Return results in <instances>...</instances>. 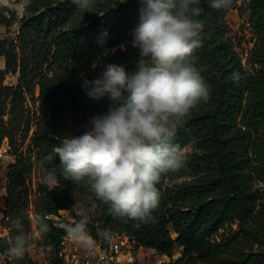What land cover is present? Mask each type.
<instances>
[{"label": "trees", "instance_id": "trees-1", "mask_svg": "<svg viewBox=\"0 0 264 264\" xmlns=\"http://www.w3.org/2000/svg\"><path fill=\"white\" fill-rule=\"evenodd\" d=\"M237 1L232 0L230 7L217 10L210 7V0H201L202 14L196 18L203 25V46L195 53L196 66L210 87V99L193 109L178 125L173 142L183 148L196 140L197 152L181 170L202 174L170 190L163 187L162 175L157 185L161 200L149 222L114 216L108 205L96 200L101 209L100 218L88 223L89 234L94 238L103 237L106 229L110 233L120 229L138 246L162 254L171 256L182 248L181 259L207 264H264V249L248 248L253 244L264 246L263 195L255 187L256 181L264 184V132L253 134L254 129L264 124V70L250 74L229 37L231 28L226 15ZM142 7L141 0L125 3L95 0L90 10L78 8L72 0H26L27 13L19 20V40L24 46L0 39V60L3 58L6 64L5 69L0 67V149L7 138L16 156L15 163L8 167L5 218L10 235L0 238V264H34L30 247L22 259L8 254L14 237L21 231L29 237L30 246L34 242L31 218L18 202L20 186L33 166L20 153L16 137L28 122L26 97L34 91L32 81L38 78L35 75L29 81L34 72L33 63L41 59L53 71L52 75L41 73L37 80L39 98L47 108L39 117L35 132L37 160L44 178L49 171L56 173V185L43 184L35 205L36 215H43L51 229L40 235L39 244L49 248L63 263L60 251L66 232L60 226L81 217L62 220L61 211L73 207L77 194L91 193L86 183L63 178L55 149L64 138L82 135L90 118L104 114L110 103L107 97L95 101L87 96L82 87V72L92 80L109 64L122 66L129 74L138 70L141 57L139 50L131 46V29L133 20L139 23ZM4 11L0 8L1 24L10 26L18 20L16 13L7 16ZM249 21L258 35L250 60L264 64V0L250 1ZM121 45L126 50H121ZM18 47L24 54L31 48L36 62L20 57ZM94 63L104 67L93 70ZM19 68L24 84L2 86L5 76ZM233 73H239L238 82L232 79ZM17 221L22 226L20 229L16 227ZM233 224L238 225L241 239L234 236L218 240L220 231Z\"/></svg>", "mask_w": 264, "mask_h": 264}, {"label": "clouds", "instance_id": "clouds-1", "mask_svg": "<svg viewBox=\"0 0 264 264\" xmlns=\"http://www.w3.org/2000/svg\"><path fill=\"white\" fill-rule=\"evenodd\" d=\"M80 9L90 10L95 0H72ZM126 0H123L125 3ZM139 23L131 46L139 50L138 70L127 73L122 66L104 67L98 78L81 73L82 87L95 101H110L104 114L88 121L82 135L64 138L55 149L65 180L84 182L95 200L109 206L114 216L149 222L158 208L157 188L162 175L185 166L186 157L173 142L178 125L201 103L210 99V87L196 66V51L202 45L201 0H141ZM232 0H210V7L226 9ZM106 35V33H105ZM121 50H126L121 45ZM233 73L234 81L240 80ZM56 181L55 171L45 177ZM93 207L95 202L93 201ZM62 224L67 238L93 254L96 241L89 234V219ZM41 236L51 229L46 218H33ZM16 227L22 226L19 221ZM104 239L111 240L109 230ZM30 247L22 231L14 237L8 254L22 259Z\"/></svg>", "mask_w": 264, "mask_h": 264}, {"label": "rangeland", "instance_id": "rangeland-1", "mask_svg": "<svg viewBox=\"0 0 264 264\" xmlns=\"http://www.w3.org/2000/svg\"><path fill=\"white\" fill-rule=\"evenodd\" d=\"M250 1L251 0H238L235 7L231 8L227 15L226 19L230 25L229 37L232 39L235 49L238 52L243 65L246 70L252 74L257 75L260 70H264V64H254L250 58L253 53L254 47L258 40L257 32L254 26L250 23ZM0 8L5 9L4 13L7 16H10V13L14 12L18 16V20L10 26H6L0 23V39H8L9 41H14L18 45H22L19 40L20 35V22L19 20L26 15V0H0ZM83 15L80 16L82 18ZM138 25L136 20L132 22L131 33L135 27ZM17 51L19 56L22 58L29 57L30 62H36L35 57L32 55L31 48L26 49V53H23V50L18 47ZM32 69H34L29 77V81L35 78L37 75L38 78H35L32 83L34 91L29 93L26 97L25 102V116L28 122L23 124V130L17 134V144L20 147V153L24 156H27L32 162V170L27 174L23 185L20 186V194L18 198L19 204L29 213V216L32 221V238L33 243L30 246V256L34 264H71L65 256L61 254L60 256L64 258V262L60 261L58 258L52 254L49 248L39 244L40 234L37 231V225L33 223V215L35 214V205L39 197L40 189L43 184H48L49 187L56 185V182H48L43 176V170L40 163L37 160L38 147L35 143V132L37 129V123L39 117L42 116L44 111L47 108L41 102L40 89L37 84L39 75L43 74H53V71H49V66L47 63L38 59L36 63H33ZM0 67L2 69L6 68L5 60L2 58L0 60ZM42 74V75H43ZM20 83H23L22 72L19 68L16 73H8L5 76V80L2 86H17ZM5 121L9 119V115L4 116ZM264 132V124L257 129L253 130L254 135L262 134ZM186 161L192 157L194 153L197 152V142L196 140H191L186 146L182 148ZM19 154V155H21ZM18 155V156H19ZM16 156L11 152L10 141L5 139L3 146L0 149V188L2 191H5V196L0 199V238H8L10 235V228L7 227V219L5 218L6 208V197L8 196V167L15 163ZM202 173L196 171L184 172L181 169L175 172H169L163 175V187L167 190L173 189L178 185L193 181L198 178ZM255 187L260 189L263 198L261 200L264 203V184L262 182L256 181ZM3 188V189H2ZM93 201L95 202V207H93ZM84 213L87 215L89 221L95 222L100 218L101 209L97 205L95 197L92 194H77L75 197L74 205L69 210L61 211L62 220H74L76 216H80L78 213ZM32 214V217H31ZM238 225L233 224L228 226L226 229L221 230L218 240L228 239L230 237H236L237 240L241 239V234L238 232ZM172 235L175 237L176 234L171 230ZM112 236L121 235L122 232L120 229H114L111 232ZM123 235V234H122ZM249 249H264V246L250 245ZM147 260L144 261V264H207L197 260H186L181 259L182 257V248L176 249L173 254H161L156 250H148ZM59 256V258H60Z\"/></svg>", "mask_w": 264, "mask_h": 264}, {"label": "built area", "instance_id": "built-area-1", "mask_svg": "<svg viewBox=\"0 0 264 264\" xmlns=\"http://www.w3.org/2000/svg\"><path fill=\"white\" fill-rule=\"evenodd\" d=\"M6 189L5 187V191ZM5 191H2L0 188V199L5 196ZM35 215L36 213L33 215V218ZM47 218L52 219L58 217L47 216ZM122 234L112 236V239L107 241L104 237L96 239L91 235L96 241L93 254L87 253L83 248L71 242L66 234L61 242V254L71 264H144V261L147 260L146 253L151 248L138 246L136 241L129 235L126 233Z\"/></svg>", "mask_w": 264, "mask_h": 264}]
</instances>
